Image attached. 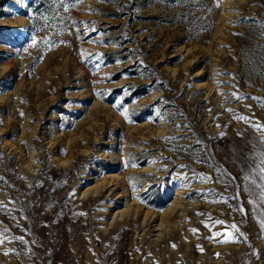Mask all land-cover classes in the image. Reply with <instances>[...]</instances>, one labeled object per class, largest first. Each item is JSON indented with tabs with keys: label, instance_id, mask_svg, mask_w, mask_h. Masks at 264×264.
Segmentation results:
<instances>
[{
	"label": "rangeland",
	"instance_id": "rangeland-1",
	"mask_svg": "<svg viewBox=\"0 0 264 264\" xmlns=\"http://www.w3.org/2000/svg\"><path fill=\"white\" fill-rule=\"evenodd\" d=\"M262 25L264 0H0V264H264Z\"/></svg>",
	"mask_w": 264,
	"mask_h": 264
},
{
	"label": "snow or ice",
	"instance_id": "snow-or-ice-1",
	"mask_svg": "<svg viewBox=\"0 0 264 264\" xmlns=\"http://www.w3.org/2000/svg\"><path fill=\"white\" fill-rule=\"evenodd\" d=\"M68 9H67V7L65 8V11H67ZM262 26H264V25H262ZM36 43V41H33V45ZM239 99V98H238ZM241 119H244L243 117H241ZM257 127V130H264V128H262L261 126H259V125H257L256 126ZM168 139H172V138H168ZM0 179H2V178H0ZM216 223H223L222 221H217ZM207 226V225H206ZM193 231H195V230H193ZM216 235H220V233H217ZM222 242H229L228 240H225V241H222Z\"/></svg>",
	"mask_w": 264,
	"mask_h": 264
},
{
	"label": "bare ground",
	"instance_id": "bare-ground-1",
	"mask_svg": "<svg viewBox=\"0 0 264 264\" xmlns=\"http://www.w3.org/2000/svg\"><path fill=\"white\" fill-rule=\"evenodd\" d=\"M107 180V179H106ZM131 207V206H130ZM141 207V206H140ZM176 207V206H175ZM171 209V208H170ZM169 209V210H170ZM43 210V209H42ZM174 210V209H173ZM139 211V210H138ZM42 212V211H41ZM152 214H153V212H152ZM156 215V214H155ZM146 217V216H145ZM153 217V216H152ZM143 218V217H142ZM32 219H33V217H32ZM150 219V218H149ZM148 222V221H147ZM154 222V221H153ZM70 223V222H69ZM163 224V221H160V223H159V226H161ZM33 225H34V223H33ZM141 225V224H140ZM29 226V225H28ZM30 227V226H29ZM32 228V227H31ZM34 228V227H33ZM77 229V228H76ZM33 231H35V230H33ZM50 231V230H49ZM48 231V232H49ZM42 232V231H41ZM51 235V234H50ZM43 236V235H42ZM47 236V235H46ZM53 237V236H52ZM50 238V237H49ZM75 239V238H74ZM53 240V239H52ZM58 240V239H57ZM58 242V241H57ZM79 242V241H78ZM56 243V242H55ZM57 244V243H56ZM80 246V245H79ZM82 246V245H81ZM57 247V246H56ZM79 249V248H78ZM77 249V250H78ZM15 251V250H14ZM81 251V250H80ZM77 253H79V252H77ZM81 253V252H80ZM81 255V254H80ZM50 263V262H49Z\"/></svg>",
	"mask_w": 264,
	"mask_h": 264
}]
</instances>
